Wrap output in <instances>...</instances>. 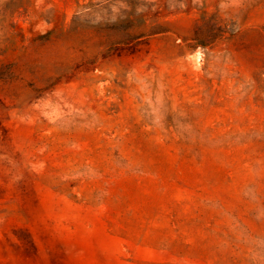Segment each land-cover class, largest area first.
Here are the masks:
<instances>
[{
    "label": "rangeland",
    "instance_id": "rangeland-1",
    "mask_svg": "<svg viewBox=\"0 0 264 264\" xmlns=\"http://www.w3.org/2000/svg\"><path fill=\"white\" fill-rule=\"evenodd\" d=\"M0 264H264V0H0Z\"/></svg>",
    "mask_w": 264,
    "mask_h": 264
}]
</instances>
